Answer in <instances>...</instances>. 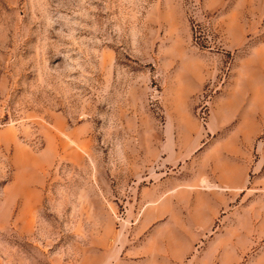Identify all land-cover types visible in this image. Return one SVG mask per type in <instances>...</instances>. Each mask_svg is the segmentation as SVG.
Returning <instances> with one entry per match:
<instances>
[{
	"label": "rangeland",
	"instance_id": "rangeland-1",
	"mask_svg": "<svg viewBox=\"0 0 264 264\" xmlns=\"http://www.w3.org/2000/svg\"><path fill=\"white\" fill-rule=\"evenodd\" d=\"M0 264H264V0H0Z\"/></svg>",
	"mask_w": 264,
	"mask_h": 264
}]
</instances>
